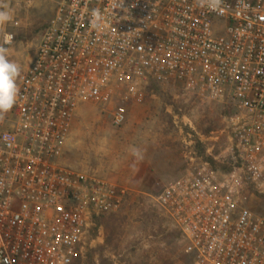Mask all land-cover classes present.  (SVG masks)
I'll return each instance as SVG.
<instances>
[{
  "label": "built area",
  "instance_id": "obj_1",
  "mask_svg": "<svg viewBox=\"0 0 264 264\" xmlns=\"http://www.w3.org/2000/svg\"><path fill=\"white\" fill-rule=\"evenodd\" d=\"M0 33L14 42L6 26ZM17 85L0 120V264L83 255L96 220L116 214L129 190L61 163L76 113L118 97L111 126L121 128L125 105L142 104L152 86L230 109L214 158L227 169L190 157L156 200L186 264H264V0H222L218 10L197 0H61Z\"/></svg>",
  "mask_w": 264,
  "mask_h": 264
},
{
  "label": "rangeland",
  "instance_id": "obj_2",
  "mask_svg": "<svg viewBox=\"0 0 264 264\" xmlns=\"http://www.w3.org/2000/svg\"><path fill=\"white\" fill-rule=\"evenodd\" d=\"M60 1L0 0L11 10L6 30L15 37L6 46L0 33V45L8 49V58L20 65L21 72L31 63ZM13 22L18 27L12 28ZM178 96L174 88L152 86L142 104L125 105L127 121L118 129L111 126L112 112L120 105L118 97L106 107L88 104L79 108L61 163L126 187L129 196L116 214L96 220L84 253L74 264H186L179 231L156 202L168 183L159 176L141 177L144 168H139V157L145 153L152 159L153 155L157 175L162 173L165 178L177 163L183 175L190 157L224 171L227 166L214 158L219 159L227 145L226 135L220 133L230 109ZM134 148L139 155L133 154Z\"/></svg>",
  "mask_w": 264,
  "mask_h": 264
},
{
  "label": "clouds",
  "instance_id": "obj_3",
  "mask_svg": "<svg viewBox=\"0 0 264 264\" xmlns=\"http://www.w3.org/2000/svg\"><path fill=\"white\" fill-rule=\"evenodd\" d=\"M200 7H207L212 10H218L222 0H197ZM12 19L11 10L6 4H0V29H3ZM103 20L99 9L92 10L91 25L93 28H99ZM21 74V67L18 63L8 58V49L0 45V120L11 111L16 104L19 94L17 80ZM134 155H139L138 149H132Z\"/></svg>",
  "mask_w": 264,
  "mask_h": 264
},
{
  "label": "crops",
  "instance_id": "obj_4",
  "mask_svg": "<svg viewBox=\"0 0 264 264\" xmlns=\"http://www.w3.org/2000/svg\"><path fill=\"white\" fill-rule=\"evenodd\" d=\"M126 109L129 110L128 105L126 106ZM145 158L148 159V157L144 153L143 158L139 157V161H138L139 168H142V167L144 168L142 169V171H140L141 177L150 176L153 179H155L156 176L157 177L159 176L161 181L169 183V182H172L178 179L183 173L182 167L180 166V164L177 163L176 168L174 170H170V172L166 174V178L162 176L163 175L162 173L157 175L156 159H154L155 157L152 155V159L149 158L148 160H146Z\"/></svg>",
  "mask_w": 264,
  "mask_h": 264
}]
</instances>
